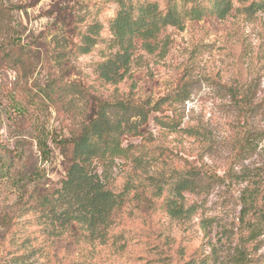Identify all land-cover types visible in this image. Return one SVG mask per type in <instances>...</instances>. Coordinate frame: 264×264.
<instances>
[{"label": "rangeland", "instance_id": "374dc122", "mask_svg": "<svg viewBox=\"0 0 264 264\" xmlns=\"http://www.w3.org/2000/svg\"><path fill=\"white\" fill-rule=\"evenodd\" d=\"M133 1L181 9L183 0ZM244 5L234 0L221 20L164 27L155 52L137 47L124 79L111 85L97 66L115 50L116 0H0V264L27 254L25 264H264V224L248 236L245 223L256 220L244 207L248 180L264 176V13L247 16ZM87 32L94 43L83 54ZM241 86L253 88L257 103L247 124L229 90ZM119 100L159 111L145 123L130 116L126 156L96 162L106 187L124 195L105 243L59 234L34 212L7 223L25 189L60 187L68 160L56 140L78 135L101 101ZM244 130L251 147L237 155ZM39 136L51 151L46 160ZM195 167L203 172L196 177ZM35 172L40 180L28 181ZM185 177L193 183L177 201L186 214L170 216L164 203Z\"/></svg>", "mask_w": 264, "mask_h": 264}, {"label": "trees", "instance_id": "16d2710c", "mask_svg": "<svg viewBox=\"0 0 264 264\" xmlns=\"http://www.w3.org/2000/svg\"><path fill=\"white\" fill-rule=\"evenodd\" d=\"M116 1L118 9L109 24L112 35L109 48L115 50L97 66L98 77L111 85H116L124 79L137 47L149 54L155 52L158 46L156 39L164 27L182 28L186 21H199L206 16L221 20L234 7V0H209L208 3L203 0H183L181 9H178L177 3L172 1H169L164 9H160L156 2ZM241 1L246 2L242 11L247 16L258 12L264 13V0ZM188 4L190 6L186 7ZM2 15L0 9V20ZM92 36L90 32L83 35L81 53L89 52V46L94 43ZM21 52L26 53L25 50ZM5 55L11 64L18 63L19 57L15 52L7 51ZM242 88L241 86V89L229 90L233 105L247 124L249 115L254 112L257 103H254L253 88L245 90ZM157 111H159L157 106L147 107L146 103L133 105L131 101L119 100L107 104L106 101H101L97 109L87 116L78 135L56 140L68 160L65 177L60 187L52 192L42 187L40 189L36 185L33 187L35 189H25L26 198L23 199L25 194H22L17 203L18 208L11 214H6L3 219L7 223L17 224L16 220L20 216L34 212L39 214L43 222L47 219L49 224H54L59 234L69 231L86 240L100 238V243H105L107 231L112 224V214L122 207L124 195L114 193L106 187L95 169L96 162L125 157L128 148L122 146V136L130 130L126 124L129 117L139 116L142 123H145L149 114ZM137 130L133 125V135L140 134ZM249 137L250 132L244 130V134L236 143L237 155H243L249 150L251 147ZM37 146L42 158L48 159L51 151L46 137L39 136ZM200 170L201 167H195V177L201 175ZM33 175L35 176L30 175L28 181L37 183L40 179L36 172ZM248 181L244 207L247 214L255 216L256 221L251 224L247 220L245 224L251 234L248 236H252L257 227L264 224V187L262 192L259 189L260 185L264 186V176ZM192 183L193 181L187 177L181 178L176 183L173 189L175 197L168 198L164 203L165 211L170 216H185L186 211L182 203L177 201V197H181L182 192L190 189ZM30 252L35 251L32 249ZM29 255H12L8 261H3L1 264H25L24 258L27 259Z\"/></svg>", "mask_w": 264, "mask_h": 264}]
</instances>
